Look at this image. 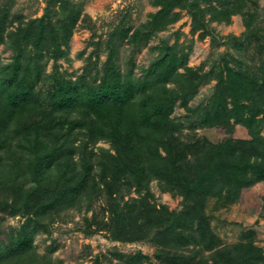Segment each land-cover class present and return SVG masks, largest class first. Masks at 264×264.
Masks as SVG:
<instances>
[{"label": "trees", "instance_id": "1", "mask_svg": "<svg viewBox=\"0 0 264 264\" xmlns=\"http://www.w3.org/2000/svg\"><path fill=\"white\" fill-rule=\"evenodd\" d=\"M248 1L222 0L221 6L200 7L198 0H163L149 23L153 30H161L176 21L180 18L173 11L176 6L193 15L198 30L206 25V13L218 22L243 14L250 43L259 11L247 9ZM57 2L62 16L58 19L53 15ZM253 3L257 5L256 0ZM80 15L68 0H48L44 14L29 21L0 8V45L14 53L7 63L0 60V211L3 217L5 213L27 216L15 233L4 232L0 214V264H52L34 247L41 222L53 221L65 208L82 203L91 208L104 191L114 240L137 241L156 228L165 236L161 241L170 254L190 242L214 246L217 242L202 212L207 199L237 200L244 188L264 178V135L258 118L264 113V44L251 57L262 61L259 70L239 64L227 71L233 107L229 109L226 99L217 94L204 120L229 125L235 118L247 128L250 139L187 143L177 136L183 122L172 114L179 99L193 111L188 105L190 92L207 73L195 78L194 68L186 65L187 55L175 45L165 46L139 73L135 64L120 67L114 60L115 48L104 72L93 79L82 74L72 80L59 71L43 73L40 58L46 50L54 49L56 58L63 52L60 35L62 40L69 36ZM121 34L126 38V33ZM151 36L137 30L128 41L141 48ZM181 67L186 71L180 72ZM171 81H177L179 88L168 86ZM244 100L252 105L243 104ZM102 140L111 147H97ZM154 179L188 200L196 195L200 200L191 208L193 215H173L166 206L148 200L119 201L121 187L149 192ZM174 256L177 264L192 258L182 252ZM219 258L215 264H264V250L253 241H240L225 246ZM141 260L142 256L136 259ZM127 264L135 262L129 259ZM200 264L211 263L201 259Z\"/></svg>", "mask_w": 264, "mask_h": 264}, {"label": "rangeland", "instance_id": "2", "mask_svg": "<svg viewBox=\"0 0 264 264\" xmlns=\"http://www.w3.org/2000/svg\"><path fill=\"white\" fill-rule=\"evenodd\" d=\"M68 1L76 6L81 15L69 36L66 34L62 40L60 35L63 52L56 58L53 56L54 49L46 50L40 58L39 64L45 75L59 71L72 80L82 74L93 79L104 72V63L113 48L116 50L114 60L122 69L135 64V71L139 73L140 67H148L152 58L165 46L175 45L178 52L187 55L186 65L194 68L195 78L207 73V77H201L198 88L190 92L188 105L193 111H188L182 105L181 99L177 101L172 116L183 122V128L176 135L187 143H197L200 139L212 143L230 138L250 139L247 128L235 122V118L231 119L229 125L209 124L204 120L213 100H217V94L226 99L229 109L233 107L230 90L226 87L229 67L237 68L239 64H243L254 70L261 68L262 61L253 60L251 57H254L260 45L264 44V0H256L257 5L253 3L254 0L247 2V9L259 11L252 26L255 39L250 42L251 46L245 38L248 30L243 14H234L229 21L218 22L210 20V15L206 13V25L198 30L195 29L196 21L193 15L186 8L176 6L173 11L179 13L180 18L161 30H153L154 24L149 21L154 20V14L164 5L159 4L163 0ZM220 3L222 0H198L200 7L221 6ZM47 5L48 0H0V8H8L11 15H21L25 21L43 15ZM58 7L59 2L53 7V15L57 19L62 17ZM137 30L140 33H152L148 40H143L141 48L128 41ZM122 31L127 34L124 39ZM29 49H32L31 45ZM13 54L4 44L0 45L2 63L10 61ZM262 58L264 60V52ZM185 71L186 67L180 68V72ZM168 86L179 88L177 81L169 82ZM43 89L46 90V86ZM242 103L252 105L249 100ZM263 115V112L258 115L261 119L259 129L262 135ZM96 146L111 147L110 143L104 140L99 141ZM158 181H151L150 193L147 189L138 192L135 187H121L122 194L118 199L122 203L131 199L148 200L158 207L166 206L173 215L183 213L185 218L193 215L191 208L200 200L196 195L188 200L179 193L161 187ZM108 204V194L104 191L95 199L91 208L82 203L80 206L65 208L59 216L55 215L53 221L43 220L35 233L34 247L37 252L40 255H48L52 264H127L129 259L134 260L135 264H177L174 255L180 252L192 255L185 264H200L201 259L215 264L223 248L232 243L253 241L264 250V178L251 187L244 188L237 200L225 201L215 197L207 199L202 212L205 223L217 242L210 248L206 246L210 245L206 241L202 245L190 242L186 245L180 244V247L170 254L161 241H165V236L161 235V229L156 228H152L144 239L114 240L111 236L112 215ZM0 214L3 217L1 211ZM26 219L25 215L5 213L1 227L4 232L17 233ZM199 222L197 219L196 223ZM180 229L183 230V227L179 226L178 230ZM158 234L160 239L156 237ZM200 234L201 232L196 235ZM164 250L167 254L162 253ZM139 256H142V260L137 262Z\"/></svg>", "mask_w": 264, "mask_h": 264}]
</instances>
